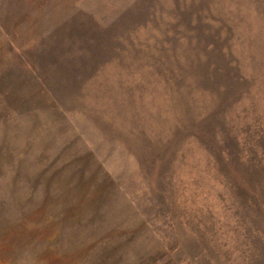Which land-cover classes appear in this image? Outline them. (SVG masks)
<instances>
[{
  "label": "rangeland",
  "instance_id": "obj_1",
  "mask_svg": "<svg viewBox=\"0 0 264 264\" xmlns=\"http://www.w3.org/2000/svg\"><path fill=\"white\" fill-rule=\"evenodd\" d=\"M0 264H264V0H0Z\"/></svg>",
  "mask_w": 264,
  "mask_h": 264
},
{
  "label": "trees",
  "instance_id": "obj_2",
  "mask_svg": "<svg viewBox=\"0 0 264 264\" xmlns=\"http://www.w3.org/2000/svg\"><path fill=\"white\" fill-rule=\"evenodd\" d=\"M239 186H240V188H244V191L246 192L247 189H245V188H248V187L246 186V182H245V184L243 183L242 185H240V183H239ZM248 189H249L248 192L251 193V192H250V188H248Z\"/></svg>",
  "mask_w": 264,
  "mask_h": 264
}]
</instances>
